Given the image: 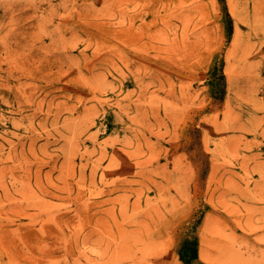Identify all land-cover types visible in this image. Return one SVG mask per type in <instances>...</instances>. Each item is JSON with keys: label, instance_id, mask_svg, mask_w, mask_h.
Here are the masks:
<instances>
[{"label": "rangeland", "instance_id": "374dc122", "mask_svg": "<svg viewBox=\"0 0 264 264\" xmlns=\"http://www.w3.org/2000/svg\"><path fill=\"white\" fill-rule=\"evenodd\" d=\"M214 263L264 264V0H0V264Z\"/></svg>", "mask_w": 264, "mask_h": 264}, {"label": "bare ground", "instance_id": "6f19581e", "mask_svg": "<svg viewBox=\"0 0 264 264\" xmlns=\"http://www.w3.org/2000/svg\"><path fill=\"white\" fill-rule=\"evenodd\" d=\"M246 89H247V87H246ZM238 97V96H237ZM243 98V97H242ZM242 100V99H241ZM246 100V99H245ZM244 100V101H245ZM248 100V99H247ZM236 102V101H235ZM235 102H233V103H235ZM232 103V104H233ZM229 104V103H228ZM237 106V105H236ZM252 106V105H251ZM238 107V106H237ZM226 109H228V107H226ZM229 109H232L231 107L229 108ZM253 111V110H252ZM251 111V112H252ZM254 112V111H253ZM229 114H230V112H229ZM252 114H254V113H252ZM222 115V114H221ZM227 115V114H226ZM232 115V114H231ZM256 115V114H255ZM223 116V115H222ZM251 116V115H250ZM247 117V116H246ZM257 117V116H256ZM256 117H255V120H256ZM226 118H227V116H226ZM228 119H230V117L228 118ZM249 119H250V117L248 118V122H249ZM254 119V118H253ZM220 120V119H219ZM227 121V120H226ZM230 122V121H229ZM253 122V121H252ZM235 123V122H234ZM240 123V122H239ZM255 123V122H254ZM253 123V124H254ZM218 124V123H217ZM216 124V125H217ZM232 124V123H231ZM238 124V123H237ZM227 125H228V123H227ZM239 125V124H238ZM238 125H236V126H238ZM243 126H245L244 124H242ZM242 125H240V126H242ZM252 125V124H251ZM247 126V125H246ZM214 128H215V126H214ZM229 128V127H228ZM227 128V129H228ZM243 128V127H242ZM248 128V127H247ZM247 128H244V129H247ZM251 128V127H250ZM226 129V128H225ZM226 129V130H227ZM229 129H231V127L229 128ZM237 129V128H236ZM238 129H240L239 127H238ZM253 129V128H252ZM215 130V129H214ZM223 132V130H220V132ZM247 131V130H246ZM248 132V131H247ZM216 133H217V131H216ZM217 134H220V133H217ZM230 134V133H229ZM223 136H224V134H222ZM232 135V133L230 134V136ZM234 135V134H233ZM239 135V134H238ZM215 136V135H214ZM237 137L238 136H236V140H237ZM241 138H242V136H240ZM240 137H238V139L240 138ZM219 139V138H218ZM240 140V139H239ZM214 141V140H213ZM222 141V140H221ZM220 141V142H221ZM233 141V140H232ZM232 141H231V145L232 146H234L233 144H232ZM236 142V141H235ZM219 143V142H218ZM225 143V142H224ZM229 143V142H228ZM234 143V142H233ZM241 143V142H240ZM214 144V143H213ZM223 144V143H222ZM226 144V143H225ZM218 145V144H217ZM227 146V145H226ZM231 146V147H232ZM236 146V145H235ZM234 146V148H235V151L234 152H236V149H237V147H235ZM221 147V146H220ZM220 147H218V149L220 148ZM223 147L225 148V146L223 145ZM215 149V148H214ZM217 149V148H216ZM225 149H227V147L225 148ZM221 150H223V149H221ZM220 150V151H221ZM212 151V150H211ZM214 151V150H213ZM229 151V150H228ZM226 152V151H225ZM230 152V151H229ZM217 153V152H216ZM215 153V154H216ZM222 153V152H221ZM220 153V154H221ZM224 153V152H223ZM228 153V152H227ZM226 153V154H227ZM232 153V152H231ZM212 154V153H211ZM225 154V153H224ZM233 154V153H232ZM237 154V153H236ZM222 155V154H221ZM220 156V155H219ZM234 155H231V157H233ZM234 158H235V156H234ZM231 159V158H230ZM218 160V159H217ZM226 161V160H225ZM224 161V162H225ZM228 162H230L229 160H228ZM219 164L221 163V162H218ZM223 164H225V163H223ZM230 164V163H229ZM222 165V164H221ZM220 165V166H221ZM216 166V165H215ZM153 167H155V166H153ZM217 167V166H216ZM153 169H155V168H153ZM224 169V168H223ZM231 169V168H230ZM218 170V169H217ZM159 171V170H158ZM225 171V170H224ZM227 171H228V168H227ZM146 172V171H145ZM152 172V171H151ZM217 172V171H216ZM215 172V173H216ZM223 172V171H222ZM150 173V172H149ZM156 174H157V172H155ZM152 174H153V172H152ZM219 174V173H218ZM148 175V174H147ZM158 175H159V173H158ZM156 176V175H155ZM230 176V175H229ZM146 177V176H145ZM225 177V176H224ZM215 178V177H214ZM218 178V177H217ZM220 178V177H219ZM219 178H218V181H219ZM230 178V177H229ZM233 178L231 177V181H234V179L232 180ZM148 180V179H147ZM217 180V179H216ZM226 180V179H225ZM149 181V180H148ZM224 181V180H223ZM150 182V181H149ZM157 182V181H156ZM155 182V183H156ZM216 182V181H215ZM146 183V182H145ZM158 183V182H157ZM225 182H223V184H224ZM235 183H237V184H239L237 181L235 182ZM227 184V183H226ZM146 186L148 187V185L146 184ZM215 186V185H214ZM218 186V185H217ZM217 186H215V188L217 187ZM236 186V185H235ZM225 187H229V186H225ZM214 188V187H213ZM238 188V187H237ZM217 189V188H216ZM221 189V188H220ZM223 189H224V187H223ZM231 189V188H230ZM236 189V188H235ZM214 190V189H213ZM220 191V190H219ZM218 191V192H219ZM230 191V190H229ZM221 192V191H220ZM158 193V192H157ZM212 193H213V191H212ZM223 193V192H222ZM229 193V192H228ZM219 194V193H218ZM234 195V194H233ZM240 195V194H239ZM224 196V195H223ZM228 196V195H227ZM236 196V195H235ZM241 196H242V194H241ZM232 197V196H231ZM244 198V197H243ZM213 199V198H212ZM228 199H230V197L228 198ZM214 200V199H213ZM226 200V199H225ZM230 200H232V199H230ZM240 200V199H239ZM219 201V200H218ZM226 202V201H225ZM228 202V201H227ZM240 202V201H239ZM219 203H221V201H219ZM232 205V204H231ZM234 205V204H233ZM225 206H226V204H225ZM247 206V205H246ZM243 207V206H242ZM238 208V207H237ZM158 209V208H157ZM249 209V208H248ZM225 210H226V212L227 213H230V214H232L233 215V213H234V210H233V208H231V207H229V206H227L226 208H225ZM258 211V210H257ZM159 213V212H158ZM243 214H241L240 215V217L242 216ZM253 215V214H252ZM246 217V216H245ZM244 217V218H245ZM250 218H248V220H249ZM244 220H246V219H244ZM251 220V219H250ZM246 222V221H245ZM244 222V223H245ZM240 224V223H239ZM251 224V223H250ZM246 226V225H245ZM247 227V226H246ZM249 229V228H248ZM221 225L218 223V222H212V224H211V226H210V233H211V240L209 241L210 242V256H214V257H211V258H213L212 259V261H214V259L216 260L217 258L219 259V258H222V253H221V251L226 247V245H225V243L223 242L224 240H225V238L226 237H224L223 236V231L221 232ZM250 230V229H249ZM248 230V231H249ZM251 231V230H250ZM249 231V232H250ZM245 232H247V231H245ZM150 245H153V244H150ZM148 252V250H139L138 249V253L141 255L140 257V263H145L146 262V260H145V257H144V254L145 253H147ZM133 259H134V257H132V260H131V262L133 261ZM136 259V258H135ZM137 260V259H136ZM139 262V261H138ZM219 263V262H218ZM215 264V263H214Z\"/></svg>", "mask_w": 264, "mask_h": 264}]
</instances>
